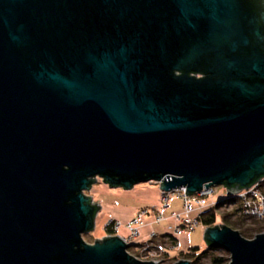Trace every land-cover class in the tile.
<instances>
[{
	"label": "water",
	"instance_id": "water-1",
	"mask_svg": "<svg viewBox=\"0 0 264 264\" xmlns=\"http://www.w3.org/2000/svg\"><path fill=\"white\" fill-rule=\"evenodd\" d=\"M99 180L231 197L264 180V0H0V264H158L84 240ZM204 239L264 264V233Z\"/></svg>",
	"mask_w": 264,
	"mask_h": 264
},
{
	"label": "built area",
	"instance_id": "built-area-1",
	"mask_svg": "<svg viewBox=\"0 0 264 264\" xmlns=\"http://www.w3.org/2000/svg\"><path fill=\"white\" fill-rule=\"evenodd\" d=\"M261 183H258L248 189H244L242 192L237 194V201L239 202L242 213L248 218L255 220H264V192L261 188ZM151 184L159 185V183L153 182ZM186 188H179L171 192L161 191L160 196V209L154 214L153 223H160L167 219L166 210L169 207V203L172 198L180 199L183 202V209L181 213H173L172 216L177 221V225L174 229V237L177 239L181 234L193 231L198 225H201L198 217L206 210L217 206V201L209 206L207 209L202 211L198 216L192 217L191 213L194 211L195 207L206 208L207 198L214 196V187L210 189L204 188L201 192L194 195H188L186 193ZM230 196V199L232 198ZM227 199L222 202H226ZM230 203V201H229ZM150 214L148 208H143L140 210L139 214L134 216L129 222H122L115 218H109L104 226L106 232L109 229H113L112 235H120L128 244L134 246L131 247L135 250V255L141 260H153L161 262L162 252L160 245L157 243L158 235L155 231H152L148 237L139 242L141 238V229L144 226V217ZM125 231V234H123ZM129 249V250H131ZM164 253V252H163Z\"/></svg>",
	"mask_w": 264,
	"mask_h": 264
},
{
	"label": "rangeland",
	"instance_id": "rangeland-1",
	"mask_svg": "<svg viewBox=\"0 0 264 264\" xmlns=\"http://www.w3.org/2000/svg\"><path fill=\"white\" fill-rule=\"evenodd\" d=\"M155 186H156L155 184H151V183H142L136 185L133 190L127 192L123 188H111L109 185L105 184L102 180H99V182L93 186L92 191L87 192V194L92 196L95 201L100 200L102 202V209L100 210L96 219V228L94 229V231L84 234L83 235L84 240L89 244H93L95 243L96 239H104V237L109 236V234L104 229L105 224L109 220V216L116 215L118 214V212H120L119 214L127 213L128 211H126V208L128 207L131 208L133 206L141 205L143 200L148 202L147 204H149L150 206L158 205L159 207L158 204L159 201L156 192L157 190ZM104 189H106V192ZM214 191H215L214 196L216 197L217 204L221 202L220 203L221 205L220 204L217 205L218 214H219L217 225L224 224L222 217L223 215L228 213H234V215L230 218L231 221H239L242 218V215L240 211H236L237 209L236 204L232 202L229 203L227 201L225 202L226 204L222 202L227 199H230V196L227 194L224 186H214ZM116 198L120 199V201L122 202L121 207H116L114 205V200ZM119 214L118 216L121 219L124 218ZM246 223L247 225L253 224L252 221L250 220H248ZM260 223L264 227V222H260ZM261 233H264V228L255 232L254 236L249 239H253L256 235ZM189 234L192 235V244H191V246L193 245L192 247H200L202 251L208 249V245L204 239L205 227H203L202 225H198L197 228L193 231H190ZM129 251L130 253L135 254V250L133 248ZM217 254L230 257V254L223 249H220V251H218ZM179 258L182 259L180 256L175 258V260L176 259L180 260ZM171 261L172 260L166 261V256L162 252L161 262H158V264H173V262ZM202 264H211L210 258L208 257L204 258L202 260Z\"/></svg>",
	"mask_w": 264,
	"mask_h": 264
},
{
	"label": "crops",
	"instance_id": "crops-1",
	"mask_svg": "<svg viewBox=\"0 0 264 264\" xmlns=\"http://www.w3.org/2000/svg\"><path fill=\"white\" fill-rule=\"evenodd\" d=\"M155 188L157 190L156 192H157V197L159 201L158 202L159 207L158 205L150 206L149 204H147L148 202L143 200L141 205L133 206L131 208L130 207L126 208V211H128L127 213L119 214L120 212H118V214L123 216L124 218L121 219L118 216V214L111 215L109 216V218L112 217V218L118 219L126 223V222H129L134 216L139 214L141 209L148 208L150 210V214L144 217L143 219L144 226L141 229V238L139 242L144 241L152 231H155L158 235L157 242L161 246V248L164 250L166 261H169L173 258L180 257L182 253L188 251V249L193 246V245L191 246L192 235H190L189 232L183 233L176 239L175 243L173 242L175 241L174 229L177 225V221L175 220V218H173L172 214L181 213L183 209V202L177 198H172L169 203V207L167 208L166 213H165L167 219L160 223H156V222L153 223L154 214L157 213V211L160 209V196H161V190H160L159 185H156ZM104 190L106 192V189ZM216 201L217 200L215 196L207 198L208 206L206 208L195 207L194 211L191 213V216L192 217L198 216L202 211L207 209L209 206H212V204L215 203ZM98 202L102 204L101 201H98ZM114 205L116 207H121L122 202L120 201V199L116 198L114 200ZM123 234H125V231H123Z\"/></svg>",
	"mask_w": 264,
	"mask_h": 264
},
{
	"label": "trees",
	"instance_id": "trees-1",
	"mask_svg": "<svg viewBox=\"0 0 264 264\" xmlns=\"http://www.w3.org/2000/svg\"><path fill=\"white\" fill-rule=\"evenodd\" d=\"M264 182V180L262 181ZM261 188L264 192V183H261ZM230 203H235L236 204V211H240L242 218L239 221H231V217L234 215V213H228L223 215L222 219L225 225H228L232 227L235 230H238L242 236L245 238H252L254 236V233L257 232L258 230H261L263 225L260 222H264V220H255L252 218H248L242 213L241 206L239 202L237 201L236 197H232L230 200L227 202ZM226 204L225 202H223ZM221 205V204H220ZM200 223L204 227H214L218 224V219H219V214H218V207L214 206L206 211H204L199 217H198ZM250 220L252 221L253 224L247 225V221ZM109 235L113 234V229L107 230ZM174 243L176 242L173 241ZM158 243V242H157ZM161 247V246H160ZM162 249V248H161ZM163 250V249H162ZM220 251V249L213 248V247H208L207 250H203L200 247H190L188 251L184 252L181 254L182 259H188L192 262V264H202V260L206 257L210 258L211 264H228L230 262V257L223 256V255H218L217 252ZM164 252V250H163ZM177 258V257H176ZM180 259V258H179ZM171 262L178 261L175 258L171 259ZM170 262V263H171Z\"/></svg>",
	"mask_w": 264,
	"mask_h": 264
},
{
	"label": "flooded vegetation",
	"instance_id": "flooded-vegetation-1",
	"mask_svg": "<svg viewBox=\"0 0 264 264\" xmlns=\"http://www.w3.org/2000/svg\"><path fill=\"white\" fill-rule=\"evenodd\" d=\"M198 77H201L200 75H198Z\"/></svg>",
	"mask_w": 264,
	"mask_h": 264
}]
</instances>
